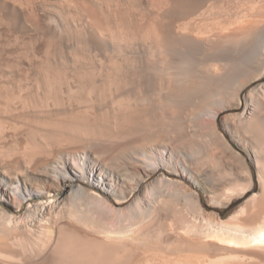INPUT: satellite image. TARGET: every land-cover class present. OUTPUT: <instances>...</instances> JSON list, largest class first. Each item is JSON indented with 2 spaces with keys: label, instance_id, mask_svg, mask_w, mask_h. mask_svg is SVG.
Segmentation results:
<instances>
[{
  "label": "bare ground",
  "instance_id": "6f19581e",
  "mask_svg": "<svg viewBox=\"0 0 264 264\" xmlns=\"http://www.w3.org/2000/svg\"><path fill=\"white\" fill-rule=\"evenodd\" d=\"M202 1L173 0L172 11ZM256 6L189 28L171 14L155 32L153 59L114 61L100 85L92 68L59 69L37 100L0 91V264H264V196L254 192L222 219L186 179L197 187L192 174L201 177L217 207L251 188L250 175L241 188L219 175L218 147L204 151L195 129L199 112L223 140L222 89L234 97L264 76V32L249 24ZM249 106L260 112L240 122V135L264 193V103Z\"/></svg>",
  "mask_w": 264,
  "mask_h": 264
},
{
  "label": "rangeland",
  "instance_id": "374dc122",
  "mask_svg": "<svg viewBox=\"0 0 264 264\" xmlns=\"http://www.w3.org/2000/svg\"><path fill=\"white\" fill-rule=\"evenodd\" d=\"M172 1L0 0V91L8 94L19 92L26 98L35 97L37 89L46 86V74L51 75L59 69L72 76L80 71L78 69L89 71L92 68L97 72L93 71L94 78L97 80V85H100L99 79L109 66L114 65V61L153 59L152 49L154 50L153 47L156 45L155 32L159 25L169 22L172 15H175L174 19L180 20V23L182 21L186 27L203 26L204 23L211 21L212 17H216L220 12L223 13V10L231 14L240 7L253 4L257 5L255 13L264 16V0H256V2L255 0H203V4L198 9L186 10L180 7L181 9L176 12L172 11ZM258 14L255 19L258 18V22L263 24L260 25L257 20L256 23L251 21L249 24L253 23L252 29L264 32V19L260 21ZM254 24L256 27L253 26ZM257 66V63H253L250 77L257 73ZM69 79L72 80H69L70 86L73 85L72 93L69 94L79 96L80 93L74 86L77 82L75 79ZM65 85L66 83L62 82L59 87L63 90L62 96L69 98ZM232 86L234 87L235 84ZM226 88H221L224 90L223 94L226 93L221 102L229 104V108L221 110L215 121L216 130L223 140L221 137L218 138L219 135L209 133L204 123V115L199 112L196 120L200 129H195V136L197 135L195 138L200 144H204V148L202 147L204 151L214 154V147H218L215 149L216 155L222 163L221 173L218 174L231 175L236 180V184L238 182L237 188L246 185L250 175L252 177L250 190L234 194L230 202H225L224 196H221L219 199L224 203L217 207L209 204V193L207 190L203 192L202 187L205 183L200 180L201 177L198 178L196 173L192 174L200 183L195 187L192 184L193 177L187 175L186 178L182 175L183 179L190 178L188 182L190 186L197 188L204 202V208L215 211L222 219L238 210L254 192L257 193L256 198L264 196L262 185L257 180L253 156L251 158V147L246 138L240 135V122L249 119L257 111L260 112L259 107L255 111L249 104L256 102L258 106L264 103V76L253 78L252 83L241 88L236 97L230 96V91ZM41 91L38 90V93ZM35 99L37 100L36 97ZM11 103L20 109L22 99L14 98ZM206 143L211 146L207 148L208 150L205 149ZM70 162L72 163L71 160ZM10 199L12 203L14 200L12 194ZM131 201L134 203V199ZM232 201H234L233 205L227 208ZM255 210L256 208L253 207L250 213H254Z\"/></svg>",
  "mask_w": 264,
  "mask_h": 264
},
{
  "label": "trees",
  "instance_id": "16d2710c",
  "mask_svg": "<svg viewBox=\"0 0 264 264\" xmlns=\"http://www.w3.org/2000/svg\"><path fill=\"white\" fill-rule=\"evenodd\" d=\"M233 203H234V201H232V202L228 205L227 208H229L231 205H233Z\"/></svg>",
  "mask_w": 264,
  "mask_h": 264
}]
</instances>
